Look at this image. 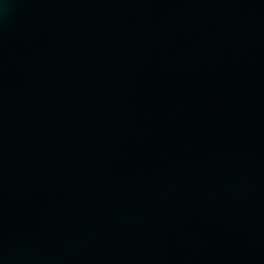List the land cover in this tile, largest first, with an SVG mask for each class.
Segmentation results:
<instances>
[{
  "label": "water",
  "instance_id": "1",
  "mask_svg": "<svg viewBox=\"0 0 264 264\" xmlns=\"http://www.w3.org/2000/svg\"><path fill=\"white\" fill-rule=\"evenodd\" d=\"M0 264H264V0H0Z\"/></svg>",
  "mask_w": 264,
  "mask_h": 264
}]
</instances>
